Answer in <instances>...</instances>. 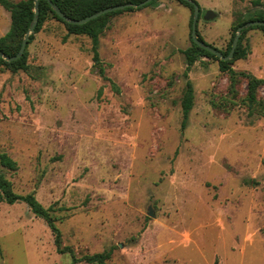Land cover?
I'll return each instance as SVG.
<instances>
[{"label":"rangeland","instance_id":"rangeland-1","mask_svg":"<svg viewBox=\"0 0 264 264\" xmlns=\"http://www.w3.org/2000/svg\"><path fill=\"white\" fill-rule=\"evenodd\" d=\"M197 1L199 34L221 52L258 7ZM193 17L180 0L113 15L97 63L92 38L50 15L27 46L30 68L0 65V152L18 162L0 170L17 193L52 208L61 246L77 257L112 250L109 264H264V84L253 106L247 77L264 79V31L241 34L249 52L233 62L234 76L215 58L196 61L183 128ZM10 26L0 4V36ZM0 264H72V254L58 251L25 202L0 201Z\"/></svg>","mask_w":264,"mask_h":264},{"label":"trees","instance_id":"trees-1","mask_svg":"<svg viewBox=\"0 0 264 264\" xmlns=\"http://www.w3.org/2000/svg\"><path fill=\"white\" fill-rule=\"evenodd\" d=\"M53 3L57 4L61 10L68 16L73 19H81L90 14H93L104 8L118 5L132 3L137 4L144 0H51ZM181 2L194 8L193 4L188 0H180ZM198 2L197 0H194ZM159 0H152L147 5L143 6H157ZM0 4L10 11L11 13V26L9 30L2 36H0V52L6 53L8 55H15L19 51L23 39L31 25V22L35 15V0H0ZM254 5L258 6L254 10L248 12L246 20H243L236 25H234V30L246 24L248 21L252 20H264V2L263 0H254ZM261 6V7H260ZM143 7L129 6L122 10L110 11L104 15L99 16L85 24H73L68 21L63 20L57 12L52 7V4L49 0H40L39 2V19L35 27L34 32L29 36L28 44L33 40L35 34L41 30L44 22L48 16H55L57 19L64 22L69 30V33L73 34H88L93 40V51L94 59L97 63H100V56L98 50L100 34L108 25L109 18L113 15L120 14L125 11H135L142 9ZM193 20V19H192ZM192 25V24H191ZM253 27H258L264 31V25H255ZM249 28L245 27L242 30V37ZM198 35L200 39L204 40L202 36ZM192 36V35H191ZM235 34H233L231 39V46L227 52H223L225 55L230 53V50L233 45ZM193 45L184 50V54L187 60V70L185 76L188 78L186 83V91L182 99V108H183V121L182 127L185 128L189 114L194 106L195 95H194V86L189 78V71L191 67L196 63L197 60L202 56H208L215 58L220 63V68L222 71H229L232 76L236 74V71L232 67V64L237 59H241L247 56L249 48L244 46L240 41L236 48L234 57L231 60H222L217 55L213 54L209 50L199 46L192 38ZM0 65H5L6 67L12 70H28L30 65L28 63V50L27 47L23 56L15 61H8L0 56ZM102 74L104 71L101 70ZM248 95L249 102L251 105H255L257 102V90L264 84V79L258 78L252 74H248ZM107 78V77H106ZM109 79V78H108ZM264 115V110H263ZM0 164L9 169L17 170L18 162L11 157L7 152H0ZM0 201H5L9 204H14L16 202H25L32 212L39 217L44 218L52 232L55 234V244L60 253L69 252L72 254V264H77L80 261H86L89 263L96 264H109L108 260L111 258L112 250H107L103 252H97L93 254H85L82 257H77L74 250L71 246H61L62 243V232L56 223V218L51 214V207H45L36 197L35 193L20 194L13 189V183L5 176V174L0 170Z\"/></svg>","mask_w":264,"mask_h":264},{"label":"water","instance_id":"water-1","mask_svg":"<svg viewBox=\"0 0 264 264\" xmlns=\"http://www.w3.org/2000/svg\"><path fill=\"white\" fill-rule=\"evenodd\" d=\"M49 1L52 4V7L54 8V10L57 12V14L63 20L68 21V22L73 23V24H85V23H87V22H89L95 18H98L99 16L104 15L110 11L122 10V9H125L126 7H129V6H135L137 8L143 7V6L147 5L148 3H150L152 0H144V1L137 3V4L126 3V4H118V5L110 6V7L99 10V11H97L93 14H90L84 18H81V19L71 18L70 16L66 15L57 4L53 3L51 0H49ZM188 1L190 3H192L194 6V17H193V21H192V31H191V35H192L193 40L199 46L209 50L210 52L217 55L222 60H231L234 57L236 48H237L239 40H240V36L242 34V30L245 27L254 26V25H264V20H252V21H248L246 24L240 26L237 29L236 35L234 37L233 45H232V48L230 50V53L228 55H225L220 50H218V49L214 48L213 46H211L210 44H208L205 40L200 39V37L198 35V22L200 19L201 7H200V4L194 0H188ZM39 2H40V0H35V15H34V18L31 22V25H30V27H29V29H28V31H27L24 39H23V42H22V45H21L19 51L15 55H8L6 53L0 52V56L3 57L4 59H6L8 61H15V60L20 59L23 56L25 49L27 47L29 36L34 32L35 27H36L37 22H38V19H39V13H40ZM216 15H217L216 12H214L211 9H208L205 13V18L206 19H212V18H215ZM149 214L151 216H154V213L152 212L151 208H150Z\"/></svg>","mask_w":264,"mask_h":264}]
</instances>
